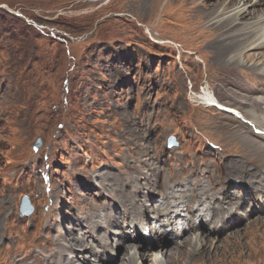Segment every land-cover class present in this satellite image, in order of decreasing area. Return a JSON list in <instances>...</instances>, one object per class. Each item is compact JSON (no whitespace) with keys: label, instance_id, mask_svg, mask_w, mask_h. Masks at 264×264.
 Instances as JSON below:
<instances>
[{"label":"rangeland","instance_id":"rangeland-1","mask_svg":"<svg viewBox=\"0 0 264 264\" xmlns=\"http://www.w3.org/2000/svg\"><path fill=\"white\" fill-rule=\"evenodd\" d=\"M238 6L251 12L246 28L230 18ZM253 29H264V0H0V257L10 253L0 264H31L47 226L57 239L42 264L80 254L95 264L98 234L128 222L119 207L141 214V204L179 200V183L201 178L207 193L192 209L207 221L167 251L154 238L141 253L169 264H264V78L248 59L258 53ZM225 66L240 71L242 89L222 84ZM204 91L240 115L206 107ZM154 216L143 222L149 231L167 229ZM206 229L211 236H191Z\"/></svg>","mask_w":264,"mask_h":264},{"label":"bare ground","instance_id":"bare-ground-1","mask_svg":"<svg viewBox=\"0 0 264 264\" xmlns=\"http://www.w3.org/2000/svg\"><path fill=\"white\" fill-rule=\"evenodd\" d=\"M248 1H250V0H248ZM230 2H234V0H230ZM258 2H260V1H258ZM258 2H254L251 5H254V4L257 5ZM251 5H250V7H251ZM257 10L258 9H256V11ZM232 12H233V14L231 16H234V17H230V18H231V20H233V22H240L242 20H247L249 18V15H251L250 11H247L246 8H242L241 6H238ZM227 13H229V12L227 11L223 15H226ZM240 23L243 25V27L246 28V25H247L246 22L245 23L240 22ZM253 30H254V32L252 34V38H253L252 39L253 40L252 49L258 53H255L253 55L248 56V59H249V61L252 60L254 63L253 66H254V70H255V76L258 77L259 79H262V78H264V70L263 69L257 70L255 68V66L258 64L261 57L263 56L262 52H264V29H259V30L253 29ZM245 33H246V31H245ZM247 35H249V34H247ZM240 81H241L240 71H238L236 68H233L230 66L222 67V84L223 85H225V86L231 85V86H235L237 88L242 89L243 87L241 86ZM258 91L260 92V90H258V89L253 90V92H258ZM262 93H264V92H262ZM249 98H251V97H249ZM199 99L202 103H204L206 105V107H216L220 111H224L225 113H229L230 115H234V116L239 114V113L237 114V112L234 108L227 107V106L221 104V102L214 95H212L209 92H206L204 95H201L199 97ZM255 102L256 101H254V103ZM256 103H258V102H256ZM235 118H236V116H235ZM240 119H242V116ZM257 124H259L260 126H264V120L263 121H261V120L257 121ZM211 128H214L216 130H222V124L220 127L219 124L217 125L214 123L213 126H211ZM249 130H251V129H249ZM243 139L247 145H253V143H251L250 138L248 139L247 137H245ZM260 153H261V151H260ZM263 156L264 155H262V157ZM251 159H253V158H251ZM257 159H259V158H257ZM202 180H203V178L199 179V182H197V184L194 183V179H186V180H183L182 182H180L178 189H176V192L179 194V196H178L179 200H176V198H177L176 195L173 196V198L171 200L168 199L166 194L159 196L158 198L155 197L152 200H153V202H155L157 204V207H155V206L150 207V203L147 206H144V204H141V208L145 209L144 212L141 214L140 213L135 214L132 211V209L129 207L132 205H130V204L128 206L124 205V206H121L117 209L118 217L119 218L130 217L136 223L144 222L145 220H147V218L151 214L155 215L152 218L153 221H156L158 218H163L164 223L166 222L165 224L167 225V229L158 228L159 229L158 231L155 230V231H150V232L160 242V246L162 247V251H164V250L167 251L168 248L170 249L172 246L178 245L177 243H179V241L184 239L185 235H187L186 233H191V231L195 230L196 226L202 225L207 221V220H204L205 217L204 218L201 217V214L199 213V211L192 209V207L197 208L199 206V204L202 202L201 198L203 197V195H205L207 193L204 191H206L208 188H204L203 191L199 190L200 188H203V186L200 185V181H202ZM136 194L138 196L137 191H136ZM149 194H151V193L148 191V192H146V194H144V196L146 197ZM198 194H199V196H197ZM185 196H186V198H185ZM197 197H200V200ZM148 201H150V199ZM185 202L188 205H186ZM145 204H147V203H145ZM160 205H163L164 208L159 209ZM168 207H170L172 210H168ZM112 211H113V209H112ZM174 211H177V213H174ZM187 214H191L189 218H186ZM109 217H110V220H108V221L106 220V221H107V224L109 226H111L113 224L112 218H111V216H109ZM177 219L182 220L183 222H179L177 224V223H175V221ZM81 224L82 223H80V225ZM124 224H126L125 228H124ZM124 224L122 225V228H117L118 224H115L114 226L117 229H115V230L108 229V232L105 236L101 235V234H103V229H102L101 234H98V235H100L99 236L100 242L96 246L99 247L98 251H99V253H101L102 260L94 261L95 264H105V262H107L109 264H125L122 261V259H123L122 257H124L123 255L120 256L121 258L120 257L117 258L115 256H113V257L106 256V252H105L106 248H110L111 250L119 251V253H121V251L124 249L128 251L130 246L133 247L134 243H138V242L143 244V248H145V249L147 248V245L143 243V237L141 235L137 234L136 237L132 236L133 233H135V234L137 233V231H138L137 226L130 227V226H128V224L125 221H124ZM83 226L86 228L85 225H82L81 227H83ZM146 226H148L147 223H146ZM101 228H102V225H101ZM89 230H91L90 227H89ZM122 230H126V235L128 237H126L125 235H122L120 233V231H122ZM109 231H112V232L109 233ZM114 231H116V232H114ZM98 235H95L93 238H96ZM93 241H94V239H93ZM129 244H133V245H129ZM182 245H180V247ZM132 247L130 249H132ZM93 248H95V247H92V245L90 247H88L89 252L93 255L92 259H94L95 257H99L96 254V252L95 253L93 252ZM148 252H149V254L137 255V260H135V259L128 260V264H139L138 262H141L140 264H147L148 262H149L148 264H165V263L168 264V262H166L165 260L163 261L161 259L162 257L158 258V257H156V255H154L152 257L151 253H153V252L147 251V253ZM147 255H149V256L147 257ZM178 256L181 257L182 255L180 254ZM173 257H174V254H173ZM120 260H121V263H120Z\"/></svg>","mask_w":264,"mask_h":264},{"label":"clouds","instance_id":"clouds-1","mask_svg":"<svg viewBox=\"0 0 264 264\" xmlns=\"http://www.w3.org/2000/svg\"><path fill=\"white\" fill-rule=\"evenodd\" d=\"M206 92H209V91H204V93H203V95L206 93ZM170 147H172V146H170ZM110 166V165H109ZM170 186H172V183H168V184H165L163 187L164 188H166V187H170ZM27 189H29V188H26V190ZM54 202V201H53ZM54 204H57V203H55L54 202ZM25 205H27L31 210L30 211H24V206ZM33 210H35V208H34V206L32 205V203H31V200H30V198H29V196H26L25 198H24V203H23V207H22V210H21V214H22V216L23 217H29V216H31L33 213H34V211ZM58 210V209H57ZM63 210V212H64V208L62 209ZM65 213L64 214H62V216L60 217V220H59V222H60V224H62L63 223V220H64V217H65ZM2 218V217H1ZM52 219V218H51ZM56 219V218H55ZM1 220V219H0ZM51 221V220H50ZM121 222V221H120ZM216 222V221H215ZM215 222H213V224L215 223ZM50 223V222H49ZM127 224H128V226H130V227H134V226H137V228H138V231H137V233L135 234V233H133L132 234V236L133 237H136L137 236V234L138 235H141L142 237H143V243L144 244H146L147 245V248H151L152 247V244H154V236L152 235V233L149 231V228L146 226V225H144L143 224V222H141V223H136V222H134L130 217H128V222H126ZM217 223V222H216ZM49 225V224H48ZM6 226H7V222H6V224H5V231L7 232L6 233V235H5V238H6V240H13V239H15L16 237L13 235V233H12V227L11 228H9V230H8V228H6ZM71 230L72 229H76V226H74V225H71L70 227H69ZM204 228V227H203ZM214 231L212 230V229H206V232H204V231H201V230H199V231H197V232H194L191 236H195V237H198V236H211V233H213ZM56 239H57V237L55 236V234L48 228V226L43 230V231H41V233H40V235L36 238V242L30 247V253L31 254H33V255H35V257L33 258V260H32V262H31V264H37L38 263V261H39V264H42L43 263V261L45 260V258L44 257H46V258H48L49 256H50V251H51V248H52V246H51V244L52 243H54L55 241H56ZM156 239V238H155ZM184 239H185V237H184ZM183 239V240H184ZM157 240V239H156ZM158 241V240H157ZM159 242V241H158ZM179 242H181V241H179ZM186 243V242H185ZM133 245V244H132ZM51 246V247H50ZM158 247V245L156 244L155 245V247L154 248H157ZM195 246H192V248H194ZM146 248V249H147ZM145 248H143V244L142 243H134V245H133V247H132V249L131 250H129V251H127V250H123V251H121V253H119V251H115V252H118V256L117 255H113V256H115V257H120L121 255H124V254H122V252H125L126 253V256L124 255V257H125V260L126 259H128V260H130V259H132V258H134V257H136L137 255H139V254H142L141 252L144 250ZM153 249V248H152ZM169 249V248H168ZM106 250L107 251H109L110 249L109 248H106ZM147 251H151V250H146V252ZM200 251H204V250H201V249H198L197 251H194L193 250V252L195 253V252H200ZM106 252V251H105ZM160 252H162V251H159V252H156L155 254H159ZM5 254H10V253H3V254H1V257H2V255H5ZM20 255V254H19ZM38 255L41 257V259L40 258H38ZM107 255V254H106ZM21 256V255H20ZM112 256V257H113ZM1 257H0V263H1V261H2V259H1ZM22 257V256H21ZM23 258V257H22ZM85 258V255H83V254H80L79 256H78V258L77 259H74V264H80V262H82L83 261V259ZM24 259V258H23ZM56 260H60V259H56ZM54 261V260H53ZM52 261V262H53ZM61 261V260H60ZM24 262H25V259H24ZM126 262H127V260H126ZM52 264H54V262L52 263ZM61 264H63L62 263V261H61ZM169 264V263H168Z\"/></svg>","mask_w":264,"mask_h":264},{"label":"water","instance_id":"water-1","mask_svg":"<svg viewBox=\"0 0 264 264\" xmlns=\"http://www.w3.org/2000/svg\"><path fill=\"white\" fill-rule=\"evenodd\" d=\"M171 140L173 141V140H174V138L172 137V138H171Z\"/></svg>","mask_w":264,"mask_h":264}]
</instances>
